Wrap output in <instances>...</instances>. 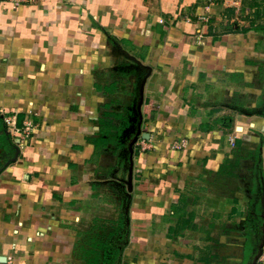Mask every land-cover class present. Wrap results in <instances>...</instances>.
<instances>
[{"label": "crops", "instance_id": "1", "mask_svg": "<svg viewBox=\"0 0 264 264\" xmlns=\"http://www.w3.org/2000/svg\"><path fill=\"white\" fill-rule=\"evenodd\" d=\"M209 201L264 223V0L0 3V264H241Z\"/></svg>", "mask_w": 264, "mask_h": 264}, {"label": "rangeland", "instance_id": "2", "mask_svg": "<svg viewBox=\"0 0 264 264\" xmlns=\"http://www.w3.org/2000/svg\"><path fill=\"white\" fill-rule=\"evenodd\" d=\"M208 194V193H207ZM210 196V195H209ZM201 198H205V200L208 198L207 196L202 195ZM206 203V202H205ZM198 204V202L196 203ZM199 212L198 215L196 213V211ZM200 210V211H199ZM248 211V207L245 205H237L236 207L233 206H229L226 204H222V205H213L210 201L207 202L206 204H199L197 205V208L194 209L191 213H193L194 215L200 216L201 220L199 221L197 219V221L195 222L196 228H199V239L200 241L198 242V245L200 244L201 247H205L207 244V240L209 238L208 236V232L209 230V226H210V222H212L211 217L213 218V213L216 215L217 217L220 216V221H218L216 223V229L219 228V223H224L222 224L220 229H229L231 228L233 231L232 233L237 236L240 237V235H242L245 231V226H246V222L250 219V217L248 215L245 216V221H241L239 219V216L243 215L244 212ZM226 216L228 217L227 221H222L223 219L226 218ZM253 216V215H252ZM199 218V219H200ZM199 221V222H198ZM199 223V224H198ZM211 229V228H210ZM219 230V232H223V230ZM197 230V229H196ZM217 231V230H216ZM234 240V239H233ZM237 242V241H236ZM259 243V242H258ZM238 244H240V242H238ZM212 246V245H209ZM231 256H236L237 253H228ZM237 256H240L239 254Z\"/></svg>", "mask_w": 264, "mask_h": 264}, {"label": "trees", "instance_id": "3", "mask_svg": "<svg viewBox=\"0 0 264 264\" xmlns=\"http://www.w3.org/2000/svg\"><path fill=\"white\" fill-rule=\"evenodd\" d=\"M255 215L256 216L252 218V220L249 219L248 221L246 242L244 243V251L242 254L241 264H250L253 256L256 253V246L260 239V229L263 221L260 217L257 216V213Z\"/></svg>", "mask_w": 264, "mask_h": 264}, {"label": "built area", "instance_id": "4", "mask_svg": "<svg viewBox=\"0 0 264 264\" xmlns=\"http://www.w3.org/2000/svg\"><path fill=\"white\" fill-rule=\"evenodd\" d=\"M37 1H39V0H0V3L10 4L13 8H16V7H19L21 5L33 4V3H36ZM4 120H5L7 125L11 124L9 118H4ZM229 142H230L231 146H235L233 138H230ZM187 145H188V141L186 139H184V138H181L180 140H177V141L174 142V146L173 147L175 149H177V150H180V149L186 148ZM263 256H264V246L262 248L261 256L258 258L257 262L263 261L262 260Z\"/></svg>", "mask_w": 264, "mask_h": 264}, {"label": "water", "instance_id": "5", "mask_svg": "<svg viewBox=\"0 0 264 264\" xmlns=\"http://www.w3.org/2000/svg\"><path fill=\"white\" fill-rule=\"evenodd\" d=\"M145 136L144 137L147 138V135H145ZM263 246H264V223H262V239L256 248L257 252L255 253L254 257L252 258V264H256L258 258L261 256Z\"/></svg>", "mask_w": 264, "mask_h": 264}]
</instances>
